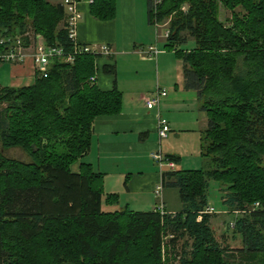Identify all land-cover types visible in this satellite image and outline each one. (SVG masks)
Wrapping results in <instances>:
<instances>
[{
    "label": "trees",
    "instance_id": "1",
    "mask_svg": "<svg viewBox=\"0 0 264 264\" xmlns=\"http://www.w3.org/2000/svg\"><path fill=\"white\" fill-rule=\"evenodd\" d=\"M146 1L151 24L170 19L165 47L183 58L186 88L198 92L209 121L203 167L162 175L181 209H104L119 196L104 193L103 174L83 161L73 167L91 148L96 119L122 112L123 95L90 82L96 56L55 60L32 85L0 87V264H164L165 239L185 240L181 264H233L207 212L212 180L224 186L223 204L237 215L242 257L264 264V209L247 207L264 203V0H159L154 10ZM219 4L244 14L233 12L226 26ZM91 13L114 19L115 0H93ZM185 34L195 41L187 51ZM36 36L73 52L62 4L0 0V40L20 38L27 48Z\"/></svg>",
    "mask_w": 264,
    "mask_h": 264
},
{
    "label": "crops",
    "instance_id": "2",
    "mask_svg": "<svg viewBox=\"0 0 264 264\" xmlns=\"http://www.w3.org/2000/svg\"><path fill=\"white\" fill-rule=\"evenodd\" d=\"M48 2L59 5L63 0ZM92 3L93 0L79 2L82 19L77 27V41L111 49V56L96 58L93 76L100 90L117 88L122 93L123 107L120 114L96 119L91 148L73 170L78 171L83 161L103 174L104 193L119 196L118 204L105 207L106 211L128 207L134 212H149L163 203L166 211L177 212L181 207L170 208L171 203L178 200L176 191L163 189L162 198H158L156 190L163 187L165 172L200 169L199 161L194 162L197 160L195 154L209 121L201 110L198 92L186 88V64L174 49L165 47L166 38L152 29L142 0H115L116 16L109 21L98 20L92 15ZM161 41L163 45H159ZM149 47H157L161 52L156 57L140 54V50ZM30 53L27 52L22 63L10 64V82L2 87L19 88L34 83L35 67ZM106 66L112 67L114 73H107ZM157 89L166 90L168 96L159 107L150 110L146 103L153 99ZM160 118L166 119L171 129L163 140L158 134ZM189 134L198 136L197 141L194 137L188 140ZM155 153L163 157V167L153 160ZM188 153L190 155L186 156ZM170 156L179 158V163L168 162L166 159ZM168 163H173L174 168Z\"/></svg>",
    "mask_w": 264,
    "mask_h": 264
},
{
    "label": "built area",
    "instance_id": "3",
    "mask_svg": "<svg viewBox=\"0 0 264 264\" xmlns=\"http://www.w3.org/2000/svg\"><path fill=\"white\" fill-rule=\"evenodd\" d=\"M80 0H63L62 6L65 12V24L66 30L68 32L69 38L75 43L73 52H65V50L56 45V46H48L46 45L44 39L41 36H37L31 44L26 48L23 46L22 40L19 38L12 42L10 39H1L0 40V63L5 64H20L27 58V52L30 53L31 57L34 61L35 67V75L39 74L40 76H46L48 74V70L50 66L53 64L55 60H60L65 63H73L76 59L77 55L89 54L94 55L96 57L111 56V49L108 46H97L92 47L88 45L80 44L77 41V27L82 19V15L79 11L78 5ZM160 3L159 0H153L152 8L153 10ZM157 29L162 27L159 22H155L154 24ZM169 36V31L163 34V37L166 39ZM34 43V44H33ZM3 48V49H1ZM27 51V52H26ZM161 51L158 50L157 47H149L145 50H140V54L148 57H156ZM97 79L95 76L90 78L91 83H96ZM168 96V92L166 90L157 89L153 99L147 101L146 106L148 109L152 110L159 107V104L163 99ZM170 125L168 121L164 118H160L158 121V134L160 139H167L170 133ZM153 160L158 163L160 166H164L163 157L158 154H152ZM168 166L172 169L174 168L173 163H168ZM163 187L160 186L156 190V195L158 198H162ZM161 214L166 212L163 203H160V206L156 208ZM254 209H264V205L260 203H256ZM208 213H211V209H207ZM233 224L231 223V227L233 228Z\"/></svg>",
    "mask_w": 264,
    "mask_h": 264
},
{
    "label": "rangeland",
    "instance_id": "4",
    "mask_svg": "<svg viewBox=\"0 0 264 264\" xmlns=\"http://www.w3.org/2000/svg\"><path fill=\"white\" fill-rule=\"evenodd\" d=\"M143 5L146 8V12H148V1L142 0ZM186 8H184L185 10ZM234 13H239L241 15L244 14V11L242 8H236ZM233 12L231 10L226 9L222 4H219V14L218 18L219 20L224 23L226 26L230 25L232 22ZM147 15V13H146ZM162 27L159 29L156 28L155 25H153L152 29L159 32V34H164L167 29H169L170 25V19H167L160 23ZM186 38L189 40L188 44L182 46L184 50H191L195 47V41L189 37L188 34H185ZM30 37L34 38V34L30 33ZM37 37V36H36ZM35 37V38H36ZM34 39H32L31 42ZM35 43V42H34ZM33 43V44H34ZM159 45H163V41L160 42ZM11 65L10 64H2L0 66V87L2 86H8L10 80V72H11ZM188 140L195 138V141H197V137L194 134H189ZM192 145V142H191ZM197 153L195 154L194 162L196 163L199 161V168H202L203 165V157H202V143L201 139L198 141V147L196 149ZM19 155V153H18ZM190 153H188L186 156H189ZM193 155V153H191ZM189 159V158H186ZM193 162V163H194ZM192 163V164H193ZM263 165H264V158H263ZM194 166V165H192ZM190 168V167H186ZM180 170V169H178ZM224 186H222L219 182L216 181H210V188L208 191V200H209V208L211 209L213 219L211 222V227L213 231L215 232L217 240L221 243L222 247L226 249L229 254L233 255V258H235L233 261V264H250L246 258L242 257L241 250L244 248L243 245V239L239 234H235L233 231V228L230 227L231 223L235 222V219L237 217L236 214L230 213L228 208L223 204V198H224ZM177 193V192H176ZM256 203H260L264 205L263 202L257 201L252 205H247L248 209H254ZM181 206V203L179 201V198L176 202H172L170 205V208L173 210H177ZM238 216H241L239 214ZM165 245L163 249L161 250L162 255V263L164 264H181V261L183 260L184 252L186 251L185 247V240H174V242H169V239H165ZM167 242V243H166ZM188 251V249H187Z\"/></svg>",
    "mask_w": 264,
    "mask_h": 264
}]
</instances>
